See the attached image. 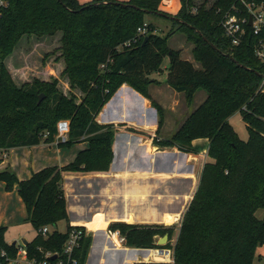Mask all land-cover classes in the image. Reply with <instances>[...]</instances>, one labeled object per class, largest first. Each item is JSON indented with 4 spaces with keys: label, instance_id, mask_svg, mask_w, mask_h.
<instances>
[{
    "label": "trees",
    "instance_id": "16d2710c",
    "mask_svg": "<svg viewBox=\"0 0 264 264\" xmlns=\"http://www.w3.org/2000/svg\"><path fill=\"white\" fill-rule=\"evenodd\" d=\"M0 2V152L8 154L14 148L42 143H55L61 149L87 145L73 162L62 168H43L27 180L20 181L14 172H7L9 168L0 171V183L8 192L17 186L28 221L36 231L45 226L57 228L62 221L68 223L66 233L56 230L47 238L36 235L27 246L30 256L41 261L45 252H62L73 228L63 174L109 171L116 129L99 124L97 117L127 84L157 109L160 121L155 145L196 154L193 142L207 139L211 161L204 165L173 247L169 243L157 245L156 237L168 235L171 240L173 229L155 224L170 225L179 215L159 214L149 208L143 214L101 215L90 229L105 230L107 222H115L109 231L125 238L126 247L150 251L172 248L173 264H253L257 249L264 246V218L256 215L264 211V62L256 52L264 32L255 35L253 28L245 25L246 34L236 46L226 36L223 21L229 12L239 11L240 16L249 17L246 5H261L264 0H181L175 16L179 20L160 11V0ZM194 7L198 9L196 14L192 13ZM147 15L167 18L175 29L163 37L149 23L147 35L133 42ZM58 32L63 33L60 48L66 63L64 72L71 90L78 89L81 97L72 91L65 94L57 81L33 79L17 86L6 65L24 38ZM174 33L184 35L193 45L199 68L182 59L181 51L169 47L168 40ZM130 41V47H123ZM166 57L170 59L168 85L183 93L188 105L201 90L207 93V99L173 137L159 139L165 113L151 99L149 88L159 84L152 76L162 71ZM41 95L45 98L39 103ZM235 113L241 114L247 126L246 142L229 122ZM61 121H69L65 142L58 138ZM76 228L87 231L84 226ZM6 232L7 227L0 226V251L15 254L14 245L5 240ZM92 240L89 234L83 237L75 253L78 264H86ZM157 251L158 258L149 261L158 263L136 264H169L159 263L168 260V252Z\"/></svg>",
    "mask_w": 264,
    "mask_h": 264
},
{
    "label": "crops",
    "instance_id": "0c3cea01",
    "mask_svg": "<svg viewBox=\"0 0 264 264\" xmlns=\"http://www.w3.org/2000/svg\"><path fill=\"white\" fill-rule=\"evenodd\" d=\"M192 63L194 64V62ZM157 75L154 74L152 78L157 80L159 84L150 86L149 94L151 99L164 109L166 115L164 125L159 133L162 134L170 130L172 133L170 137H173L181 128V126L177 128L178 130L176 129L174 133V113L177 109L174 99L182 98L186 103L185 95L177 93L166 82L168 101L167 104L163 105L159 97L161 96L160 90H162L165 83L159 81L156 78ZM202 92L205 91L201 90L196 93L194 101ZM203 95L201 100L205 101L207 93ZM159 121V114L157 109L152 106L151 101L127 84H124L106 104L97 117V122L101 125H114L116 129L113 143L114 160L107 172H65L63 174L67 209L72 226H84L87 230L90 229L89 225L95 222L96 217L99 215L108 216L115 212L120 216L125 213L143 214L147 208L153 209L159 214L179 215L180 219L181 213L186 207H189L195 196V192L191 194L190 190H184L188 183H193L192 171L186 172L184 169L188 167L187 162L190 158L200 157L198 156L199 152L208 156V148L204 149V146L200 147L198 144L202 140L209 143V140L198 139L193 142L196 154L183 153L176 148H164V152H159L162 147L154 144L153 137L158 131ZM145 138L146 140H144ZM162 139L165 138L162 137ZM79 145L78 148L58 149L59 157L55 163L50 160H47V164L38 162L41 166L37 167L38 163H36L35 167L38 169L32 170L27 176L32 177L34 173L46 167L59 166L62 168L73 162L81 151L80 148L87 146L86 144ZM43 146L53 147L57 144L42 143L35 147L41 148ZM0 155V160L1 158L3 160L0 161V168H2L8 164L5 161L8 157L6 153L0 152ZM27 176L24 175L25 178L19 180L31 178L30 176V178H27ZM136 181H139L142 186L148 187V189L137 196L130 193L127 195L125 186ZM0 185L5 187L4 183H0ZM170 186L173 190H170ZM163 187L167 188L164 191L165 194L162 193ZM15 190L18 192L17 186ZM189 196L190 199H188ZM179 205L180 207H178ZM163 206L167 209L164 210ZM179 219L170 225H155L173 226L179 222ZM111 223L115 222H107L106 227ZM0 226L4 225L0 223ZM102 232H105V230H95L97 235H93V244L87 264H135L132 261L139 263L140 260H154L159 256L158 251L155 258H152L151 252L126 247L125 245L121 249L106 251L105 241L109 232ZM258 250L264 253V246L258 248Z\"/></svg>",
    "mask_w": 264,
    "mask_h": 264
},
{
    "label": "rangeland",
    "instance_id": "374dc122",
    "mask_svg": "<svg viewBox=\"0 0 264 264\" xmlns=\"http://www.w3.org/2000/svg\"><path fill=\"white\" fill-rule=\"evenodd\" d=\"M81 1L86 2L87 0H81ZM89 1H92V0H89ZM160 9L164 13H168L172 16H176L178 11L180 10V0H175V4H174V1L172 3H168L165 5L160 4ZM146 20L148 23L154 24L157 27V34L163 37L167 36L169 32L175 29L173 22L167 18H161L156 15H147ZM62 35H63L62 32H58L54 35H48V36H43V33L35 34L28 38H24L21 41L20 47L15 49L14 53L10 56V58L6 62V65L10 73L12 74L13 79L15 83L17 84V86H21L25 83L32 82L33 79H39L41 81H46V82L57 81L59 89H61L65 94H69L72 91L78 97L83 96V94L78 89L71 90L69 79L64 72L66 63H65V60L63 59L62 51L60 48ZM168 45L170 48L174 50L181 51L182 59L192 61L194 62L196 67L198 68L200 67V65L196 63L193 58V54H192L193 45L187 41V38L184 35L180 33L172 34L171 38L168 40ZM169 66H170V59L169 57H166L162 64V71L158 73L156 77L159 81H162L163 83H165L162 90H160L161 96L159 97L163 105L167 104V101H168V95H167V90L165 86H167L166 82L168 79ZM203 94L206 95L205 92H202L198 96V98L196 97L192 106L187 105V102L185 103V100H183L182 98H179L176 100L174 99V103H176L177 105L176 113H174V133L176 129L179 128L180 126L182 127V125L189 118V116L193 114L196 110H198V108L206 101V100L205 101L201 100L202 96H204ZM188 106H189V109H188ZM66 122L69 123V121H66ZM229 122L231 126L234 128V130L236 131V133L238 134L239 138L242 141H245V142L248 141L249 132H248L246 124L243 121L241 114L239 113L233 114L230 117ZM171 134L172 133L170 132V130L167 132H163L162 134L159 133L158 138L160 139L163 137L165 139H170ZM153 137L155 139V136ZM144 140H146V138ZM198 145L200 147L204 146V149L209 148L208 147L209 143L206 140H202ZM74 147L78 148L80 147V145H74L72 148ZM58 149H61V148H59L58 146H53V147L43 146L41 148L19 147V148L11 149L9 151V154H6V156L8 157L5 160L8 163L6 165L7 167L5 166L6 168L5 167L0 168V171H4L7 168H9L15 173L16 177L21 180L25 178L27 174L31 173L32 170H36L38 169L37 167L41 166V164H39L38 162H43L47 164L48 162L47 160H50L52 163H55L56 159L59 157ZM83 149L84 148L82 149L80 148V150H83ZM164 150H165L164 148H160L159 152H164ZM200 150L202 149L200 148ZM198 156L200 157L190 158L187 162L188 167L184 169L186 172L192 171L191 176H192L193 183L191 182L188 183V185L184 189L185 191L190 190L191 194H193L194 192L196 193L198 189L204 165L208 161L209 162L211 161L209 157H207L206 155H203L201 152H199ZM180 157L182 158V156ZM0 161H3L2 158ZM36 163H38L37 167H35ZM24 175L25 177H23ZM29 176H27V178L31 177ZM164 188L165 187L162 188L163 194H165L164 191L167 190V188L165 189ZM147 189L148 187L145 188L144 186L140 184L139 181H136V182H133L125 186V193L128 195L129 192L131 194V191L135 190V192H132V194H135L137 190V193H136V196H137L141 192ZM170 190H173L171 186H170ZM178 207H180V205ZM163 209L166 210L167 208L163 206ZM187 210H188V207H186L185 210H183V212L181 213L179 222L177 224L173 226H164L166 228L171 227L173 229L172 239L171 240L168 239V242L165 243V244L169 243L170 247H173L177 242L179 232L181 229V225L183 222V218ZM256 215L258 218L263 219L264 211L263 210L258 211ZM100 217L101 215L97 216L96 218L100 219ZM0 223L3 224L5 227H7L5 240L8 244H11V245L14 242L21 243L24 239L27 241H32L37 235L36 230L33 228L32 224L28 221L26 206L23 200L21 199L19 193L16 192L15 188L13 191L8 192L6 188L3 187V185H0ZM111 224L105 227V232L107 231L109 232V234L112 235L114 233L109 231V226ZM67 229H68V223L66 221L60 222L57 226V230L60 233H66ZM105 232H102V233H105ZM87 233L91 235L92 237L93 235L94 236L97 235L94 229H87ZM156 238H158L157 241H159V239L163 237L157 236ZM112 241L118 242L119 240L113 239ZM116 242H113V243H116ZM113 243L106 236L105 244L107 246L105 250L114 251L117 249H121L125 245V243H123L122 246L119 243H116V244H113ZM92 244H93V240H92ZM170 250L172 252V258H173V249L170 248ZM90 252H91V248L89 251L86 264L88 263ZM132 262L135 264L137 263L135 261H132ZM139 263H154V262L143 259V260H140ZM159 263H162V262H159ZM253 264H264V253L260 252V250L258 249L256 252V256L253 260Z\"/></svg>",
    "mask_w": 264,
    "mask_h": 264
},
{
    "label": "built area",
    "instance_id": "2783aa9c",
    "mask_svg": "<svg viewBox=\"0 0 264 264\" xmlns=\"http://www.w3.org/2000/svg\"><path fill=\"white\" fill-rule=\"evenodd\" d=\"M120 2L129 1V0H118ZM161 4H168L172 3L175 0H160ZM181 1V0H180ZM3 4V2H0ZM249 17H242L240 16L239 11L229 12L225 15L223 21V27L225 29L226 36L231 39L233 45H239L246 34L245 25H249L253 28L255 35H260L264 32V4L261 5H246ZM180 9H181V2H180ZM160 11H162L160 9ZM180 11V10H179ZM178 11V12H179ZM198 9L194 7L192 9V13L196 14ZM162 13H164L162 11ZM252 20V25L250 22ZM149 32V23L146 22L142 27L138 29L137 37L134 39L133 42H137L141 37H144ZM132 42H127L124 44L123 47H130ZM257 55L258 57L264 62V40L260 41L257 45ZM2 60L0 58V65L2 64ZM263 83H264V76H263ZM58 138L65 142L67 141V135L69 134V123L65 121H61L58 124ZM57 228L53 226H45L39 229L37 235H40L44 238H47L49 235L53 234ZM85 235H88L87 231L77 229L76 226L70 230L68 234V238L66 243L64 244L62 252H45L44 259L39 261L36 257H31L29 250L27 248L28 245H25L23 241L21 243L16 242L14 245L16 253L12 254L6 249H2L0 251V264H78V259L75 258L76 251L81 246V241ZM108 238L112 241L113 239H118L120 245L125 243V238L121 237L118 232L114 234H108ZM30 241H28L29 243ZM116 244V243H113ZM11 245V244H9ZM115 246V245H114ZM116 247V246H115ZM156 251L158 249H155ZM161 250V249H159ZM163 252H168V260L162 263H173L174 258H172V252L170 249H162ZM146 252V250H145ZM56 257V258H55ZM156 263V262H154Z\"/></svg>",
    "mask_w": 264,
    "mask_h": 264
},
{
    "label": "water",
    "instance_id": "95a60500",
    "mask_svg": "<svg viewBox=\"0 0 264 264\" xmlns=\"http://www.w3.org/2000/svg\"><path fill=\"white\" fill-rule=\"evenodd\" d=\"M161 15H165V14H161ZM166 17H168V16H166ZM172 20H179L178 18H176L175 16H172V17H170ZM250 25H252V20H251V22H250ZM148 39L149 38H146L145 39V42L146 41H148ZM212 45V44H211ZM215 47V46H214ZM215 49H217L216 47H215ZM44 98H45V96L44 95H41L40 96V99H39V103H41L43 100H44ZM8 173H10V174H13V171L12 170H8L7 171ZM158 240V238H156V241ZM168 242V235H166L165 237H163V238H161V239H159V241H157V245L158 246H165L166 244L165 243H167ZM23 243L25 244V245H28V241L27 240H23ZM14 245H16V242H14ZM145 251V250H144ZM150 250H146V252H149ZM160 251H163L162 249L160 250ZM56 258V257H55Z\"/></svg>",
    "mask_w": 264,
    "mask_h": 264
},
{
    "label": "bare ground",
    "instance_id": "6f19581e",
    "mask_svg": "<svg viewBox=\"0 0 264 264\" xmlns=\"http://www.w3.org/2000/svg\"><path fill=\"white\" fill-rule=\"evenodd\" d=\"M150 252H151V257H152V258H155L156 254H157V251L151 250ZM140 257H141V256H140ZM151 257H150V258H151Z\"/></svg>",
    "mask_w": 264,
    "mask_h": 264
}]
</instances>
